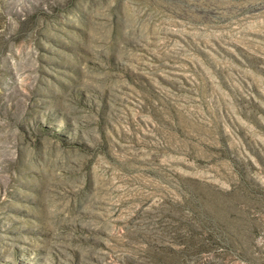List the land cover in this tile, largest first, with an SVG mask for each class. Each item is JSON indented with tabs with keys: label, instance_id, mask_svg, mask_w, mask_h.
I'll return each mask as SVG.
<instances>
[{
	"label": "rangeland",
	"instance_id": "obj_1",
	"mask_svg": "<svg viewBox=\"0 0 264 264\" xmlns=\"http://www.w3.org/2000/svg\"><path fill=\"white\" fill-rule=\"evenodd\" d=\"M0 264H264V0H0Z\"/></svg>",
	"mask_w": 264,
	"mask_h": 264
}]
</instances>
